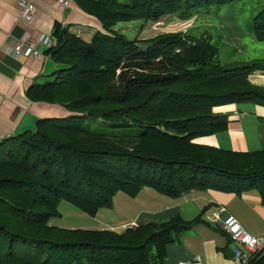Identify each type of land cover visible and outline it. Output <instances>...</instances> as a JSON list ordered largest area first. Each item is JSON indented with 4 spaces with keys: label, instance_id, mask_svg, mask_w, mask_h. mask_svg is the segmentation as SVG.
I'll list each match as a JSON object with an SVG mask.
<instances>
[{
    "label": "trees",
    "instance_id": "trees-1",
    "mask_svg": "<svg viewBox=\"0 0 264 264\" xmlns=\"http://www.w3.org/2000/svg\"><path fill=\"white\" fill-rule=\"evenodd\" d=\"M233 1L74 0L102 30L85 41L54 28L47 51L59 67L48 82L29 85L26 96L70 114L38 118L34 131L0 141V264H164L167 245L201 220L174 214L121 231L63 227L50 222L60 216L61 200L95 215L117 192L134 197L142 187L171 197L256 189L264 205V148L196 141L227 129V115L214 108L264 106V86L249 79L264 71V61L226 68L209 36L185 29L130 39L115 28L166 15L185 21ZM252 34L264 40V7ZM88 119L105 129L88 128ZM248 264H264V251Z\"/></svg>",
    "mask_w": 264,
    "mask_h": 264
},
{
    "label": "crops",
    "instance_id": "crops-1",
    "mask_svg": "<svg viewBox=\"0 0 264 264\" xmlns=\"http://www.w3.org/2000/svg\"><path fill=\"white\" fill-rule=\"evenodd\" d=\"M31 1L36 13L33 22L27 23L18 18L19 0H0V141L27 130L34 131L38 118L70 114L60 104L32 101L26 96L29 85L48 82L51 73L59 67L48 48H39L40 58L25 53L16 57L10 52L13 43L26 34L31 38L39 33L53 37L56 26L68 28L85 41H90L97 31L102 30L97 18L80 9L74 0H68V5H61L57 0ZM249 78L257 84H264V71H255ZM214 112L227 115V129L199 137L197 142L235 151L264 148V106L250 102L232 103L218 106ZM219 209H223L221 215H234L251 234L264 236V205L256 189L240 194L212 189L192 190L171 197L151 187H142L134 197L117 192L112 206L100 209L96 216L100 212L101 216L95 221L54 225L121 231L127 226L174 214H180L185 220L201 215L200 221L181 231L177 239L167 245L164 264H178L194 257H199L204 264H235V244L214 221L213 214Z\"/></svg>",
    "mask_w": 264,
    "mask_h": 264
},
{
    "label": "rangeland",
    "instance_id": "rangeland-1",
    "mask_svg": "<svg viewBox=\"0 0 264 264\" xmlns=\"http://www.w3.org/2000/svg\"><path fill=\"white\" fill-rule=\"evenodd\" d=\"M263 7L264 0H238L220 6L201 8L189 20L184 21L175 15H166L155 22L142 20L120 22L118 30L130 39L135 37L143 39L162 32L186 29L189 34L196 37L209 36L211 42L218 46V60L224 67H240L264 61V40H256L252 34L253 17ZM86 126L96 131L105 129L97 120H86ZM58 211L60 216L51 218L52 224H79L95 221L101 216V212L98 216L97 213L89 215L66 200L59 202Z\"/></svg>",
    "mask_w": 264,
    "mask_h": 264
},
{
    "label": "built area",
    "instance_id": "built-area-1",
    "mask_svg": "<svg viewBox=\"0 0 264 264\" xmlns=\"http://www.w3.org/2000/svg\"><path fill=\"white\" fill-rule=\"evenodd\" d=\"M61 5H68V0H57ZM20 14L19 19L27 23H32L36 13V7L31 0H19ZM55 40L49 34L39 33L31 38L25 35L20 41H15L10 48L14 56L22 54L31 55L40 58V47L50 48L54 46ZM223 209L217 210L214 215V221L226 233L228 239L235 244L233 260L235 264H248V262L264 251V236H255L245 229L239 220L232 214L221 215ZM178 264H204L199 257L190 260L180 261Z\"/></svg>",
    "mask_w": 264,
    "mask_h": 264
}]
</instances>
